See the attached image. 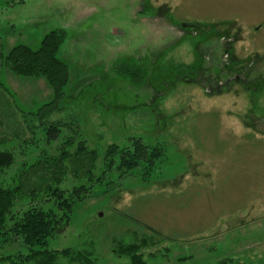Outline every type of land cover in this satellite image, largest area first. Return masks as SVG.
Listing matches in <instances>:
<instances>
[{
  "label": "rangeland",
  "instance_id": "1",
  "mask_svg": "<svg viewBox=\"0 0 264 264\" xmlns=\"http://www.w3.org/2000/svg\"><path fill=\"white\" fill-rule=\"evenodd\" d=\"M56 28L66 32L56 56L69 70L60 108L34 134L14 111L19 121L3 118L12 139L0 144L13 154L0 171L5 187L42 152L57 155L68 136L98 153L96 181L68 174L60 185L65 196L83 189L46 248L130 264L114 252L120 240L139 245L145 264H264V0H0L5 55L17 45L38 49ZM122 64L146 80L134 84ZM0 81L24 111L53 96L45 78L7 66ZM58 121L59 135L47 141V125ZM133 138L159 147L155 164L124 172L115 159L108 168L105 149ZM55 205L39 195L12 213ZM16 253H26L20 238L0 247V257Z\"/></svg>",
  "mask_w": 264,
  "mask_h": 264
},
{
  "label": "trees",
  "instance_id": "2",
  "mask_svg": "<svg viewBox=\"0 0 264 264\" xmlns=\"http://www.w3.org/2000/svg\"><path fill=\"white\" fill-rule=\"evenodd\" d=\"M18 2V1H15ZM12 2V3H15ZM66 32L63 28H56L47 33L41 40L38 49L33 50L25 45L13 47L8 54H4L0 44V70L3 66L21 76L43 77L50 84L53 91L52 99L43 104L36 111L19 109L11 93L0 81V144L12 138L3 130V118H13L19 113L23 118L24 131L34 134V128L43 124L47 117L60 108L69 79L67 65L60 61L57 50L65 40ZM121 64V63H120ZM119 73L127 74L133 83L145 81V75L139 67L119 65ZM18 107V108H17ZM61 123L53 122L45 129L47 141L56 139L60 132ZM68 130L77 132L68 126ZM19 133V132H17ZM18 137V134L16 135ZM79 139V138H78ZM75 136L68 139L60 146L57 155L41 153L31 164H23L14 177L13 186H3L0 183V247L9 243L12 237L20 238L26 253H16L0 257V263L10 264H94V257L86 249H48V239L64 232L69 221L74 199L81 193L83 187L75 188L68 196L60 189L68 174L76 182L86 179L89 183L96 181L94 168L98 160L95 149L88 147L84 140ZM32 136L29 141L33 143ZM159 147H149L140 138L131 139L130 147L119 148L110 145L104 151L107 167H111L117 159L118 168L124 172L136 169L142 163L153 166L161 156ZM13 163V154L9 150H0V171L8 168ZM39 195L48 196L55 201V211H45L40 207H29L16 217L12 208L18 201L32 200ZM74 196V198H73ZM12 222L11 225H8ZM114 252L117 255H129L130 264H145L141 254L138 253L139 245L117 241ZM145 244V241L142 242ZM213 264H245L242 261L224 258Z\"/></svg>",
  "mask_w": 264,
  "mask_h": 264
}]
</instances>
